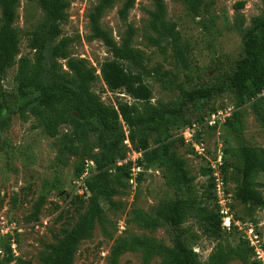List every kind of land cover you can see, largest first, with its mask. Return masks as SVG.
Listing matches in <instances>:
<instances>
[{
    "label": "rangeland",
    "instance_id": "rangeland-1",
    "mask_svg": "<svg viewBox=\"0 0 264 264\" xmlns=\"http://www.w3.org/2000/svg\"><path fill=\"white\" fill-rule=\"evenodd\" d=\"M67 1L65 18L61 23L62 33L45 49L48 75L60 73L73 77L66 60L54 58L51 54L55 44L62 38H69L70 55L85 59L97 70L93 90L102 101L112 106L119 102L134 103L135 100L124 90L110 89L101 76L102 64L112 59L113 54L104 39L95 35L90 18L99 0ZM125 2L114 0L113 5L101 14L99 25L118 44H122L128 31L132 30V46L142 54L143 65L138 66L130 60L123 63L131 71L142 73L152 86V103L159 107L179 106L185 91L221 86L224 89L210 98L187 102L176 126L219 110L233 113L237 109L227 78L236 61L243 56L245 31L253 25L255 18H264V0H203L199 15L190 12L184 0H164L165 20L174 22L181 34L185 61L176 55L171 38L151 26L155 0H135L126 18H121L119 10ZM16 11L20 54L16 63L7 69L5 93L0 95V114L9 119L8 125L0 131V264H44L50 254V245L56 243L79 218L75 193L77 168L83 165L84 171L90 159L97 166L95 157L101 149L98 134L91 133V149L84 154L83 143H74V128L70 124L61 125L54 137L46 135L32 113L24 109L26 98L19 95L15 84L18 58L34 57L35 52L30 46L31 32L40 30L46 17L38 0H18ZM149 36L158 39L163 48L152 43ZM253 105V101H247L239 107L240 113L233 120V126L224 121L207 129L203 141L206 152L202 155L176 141L175 154L185 160L186 168L193 176L195 192L199 196L210 197V205L218 204L223 215L221 238L208 236L202 224L194 218L183 225L189 234L190 245L202 262L208 261L219 242L236 246L249 241L252 248L250 259L246 262L235 259L228 264H264V206L245 205L235 196L239 182L238 148L247 143L264 149V124ZM259 105L264 110V99L259 101ZM123 128L128 134V128ZM155 138L152 136L150 139L152 147L156 145ZM72 144L73 149L70 147ZM120 147L125 154L120 160L133 165L136 154L141 153L137 163L142 158L137 143L123 141ZM222 149L223 162L227 165L222 171L223 187L219 198L216 187L211 186L215 181L209 164ZM95 172L96 169L90 168V177ZM256 179L264 194L263 179L261 176ZM186 196L188 188L171 179V173L160 161L144 163L134 182L128 181L125 187L120 188L112 202L103 203L115 223V227L109 226V232H114L112 237L97 223L93 236L79 244L74 264H110L115 239L130 234L148 236L162 246H172L176 229L165 222L155 229L135 223L132 211L140 208L156 217L161 202ZM251 239L255 245L251 244ZM256 248L261 250V255ZM161 261L162 257L158 255L148 264H160ZM142 262L141 251H126L119 257L118 264Z\"/></svg>",
    "mask_w": 264,
    "mask_h": 264
},
{
    "label": "trees",
    "instance_id": "trees-1",
    "mask_svg": "<svg viewBox=\"0 0 264 264\" xmlns=\"http://www.w3.org/2000/svg\"><path fill=\"white\" fill-rule=\"evenodd\" d=\"M156 9L152 12L151 26L169 36L175 47L176 55L185 61L181 47V34L174 22L165 20L164 0H155ZM45 12V22L40 30L31 32L30 46L34 50L33 58L20 56L15 76L16 90L26 98L24 109H27L37 119L46 135L54 137L59 127L70 124L74 128V143L82 142L84 154L90 149L89 136L98 134L101 152L96 155V172L86 180L90 194L88 197L76 194L79 207V218L74 226L67 230L56 243L50 245V254L44 264H74V257L79 244L93 236V230L98 223L102 230L111 237L109 226L115 227L109 217L104 201L112 202L120 188L127 185L132 177V163L117 164L124 159L120 145L126 139L137 143L142 151V158L137 165L160 161L171 173V179L188 188V196L177 197L161 202L152 217L140 208H134L132 221L155 229L163 222L177 230L172 246H162L148 236L130 234L115 239L112 249L111 263L118 264L119 257L126 251H141L142 264H148L155 256H161L160 264H228L232 260L248 261L252 250L249 241L239 245L219 242L210 254L208 261L199 260L197 252L189 243V234L183 228L184 223L194 218L198 220L204 232L213 238L222 237L223 215L218 204L210 205V197L199 196L195 192L193 176L186 168L185 160L175 154L176 141L186 144L182 137L174 136V131L193 122H201L204 117L176 126L182 111L189 101L200 98H210L215 93L222 92L223 87L195 88L185 91L184 100L179 106H157L152 103L153 88L145 80L142 73L128 69L123 61L130 60L138 66L143 65V56L132 46V30L118 44L108 31L99 25L101 14L114 3V0H99L94 12L90 15L94 33L102 37L109 46L113 58L106 60L101 66V76L112 90H124L135 102H119L116 106L105 104L93 90L97 80V70L83 58H74L69 52V38H62L52 47L54 58H62L67 62L73 77L55 73L48 75L45 66V49L51 41L62 33L61 23L65 18L67 0H38ZM187 8L199 15L203 0H184ZM18 0H0L2 23L0 25V95L5 93L4 80L7 69L14 65L20 54V33L15 27L17 20L16 5ZM135 0H126L119 10L121 18H126ZM148 39L163 48L158 39L149 36ZM229 86L236 98L237 109L225 123L233 126V120L239 115V107L247 101H253V109L264 124V110L259 101L264 88V18H255L253 25L243 36V56L235 63V67L227 78ZM129 133L126 134L124 128ZM9 123L7 117L0 114V131ZM219 125V124H216ZM208 126V130L214 128ZM207 129L198 133L199 138L206 137ZM156 137V145L151 146V137ZM74 144L70 146L73 149ZM192 151V146L186 144ZM73 152L75 150H72ZM240 165L238 168V184L235 190L237 200L245 205L264 206V194L258 188L261 176L264 186V149L251 144H243L238 148ZM225 163V164H224ZM132 165V166H131ZM226 162L222 164L226 168ZM113 167V168H112ZM114 169V172H112ZM83 165L77 168L79 176ZM209 171L210 168H209ZM214 179V178H213ZM215 180H213L214 182ZM212 183L211 186H215ZM130 221V220H129ZM21 263H26L20 260ZM31 264V263H26Z\"/></svg>",
    "mask_w": 264,
    "mask_h": 264
},
{
    "label": "built area",
    "instance_id": "built-area-1",
    "mask_svg": "<svg viewBox=\"0 0 264 264\" xmlns=\"http://www.w3.org/2000/svg\"><path fill=\"white\" fill-rule=\"evenodd\" d=\"M260 96L264 97V88L262 92L260 93ZM232 113L228 110L222 111L219 110L217 112H212L204 117V119L199 122H193L192 124L186 125L182 128H179L178 130L174 131V136L182 137L186 144L193 147L195 152L199 153L200 155L204 154L206 152V147L204 145L203 138L198 137V133L201 132L203 129H207L208 126H214L216 124H221L226 120L227 117H229ZM127 144H130V140H125ZM141 154V153H140ZM139 154V155H140ZM138 154H136L135 158H133V166H132V177L130 178V182H134L135 178L137 176V173L141 171V166L137 165V159H139ZM224 161V151L219 150V152L215 155V158L211 160V163L209 164L211 175L213 176L215 180V187L217 191V196H222L221 188L223 187V178H222V164ZM126 160H118L117 164L121 165L123 163H126ZM95 162L93 159L87 160L86 168L83 171L82 174H80L75 179V193L79 195H84L85 197H88L90 192L88 191V188L86 186V180L90 176V168H93L95 170ZM221 201V200H220ZM227 219V218H226ZM227 221V220H226ZM227 225H229V222H225ZM249 231H253L250 229ZM249 238H251L249 236ZM251 244L255 245V241L251 239ZM256 251L259 255H261V250L259 248H256Z\"/></svg>",
    "mask_w": 264,
    "mask_h": 264
},
{
    "label": "water",
    "instance_id": "water-1",
    "mask_svg": "<svg viewBox=\"0 0 264 264\" xmlns=\"http://www.w3.org/2000/svg\"><path fill=\"white\" fill-rule=\"evenodd\" d=\"M120 125H121V127H122V128L124 127V123H123V122H121V124H120Z\"/></svg>",
    "mask_w": 264,
    "mask_h": 264
},
{
    "label": "bare ground",
    "instance_id": "bare-ground-1",
    "mask_svg": "<svg viewBox=\"0 0 264 264\" xmlns=\"http://www.w3.org/2000/svg\"><path fill=\"white\" fill-rule=\"evenodd\" d=\"M226 220L229 221V218H227Z\"/></svg>",
    "mask_w": 264,
    "mask_h": 264
}]
</instances>
